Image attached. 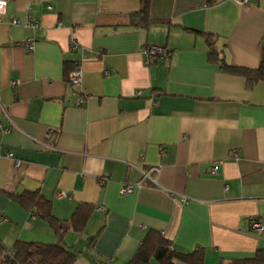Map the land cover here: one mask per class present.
Here are the masks:
<instances>
[{
	"label": "crops",
	"instance_id": "1",
	"mask_svg": "<svg viewBox=\"0 0 264 264\" xmlns=\"http://www.w3.org/2000/svg\"><path fill=\"white\" fill-rule=\"evenodd\" d=\"M140 6L7 0L0 21L4 248L58 240L13 197L38 191L64 226L72 264H127L149 230L173 250L201 248L204 264L264 249V234L251 227L256 219L264 224V81L249 88L244 76L223 71L201 33L216 36L226 63L256 68L264 0H150L152 21L134 26L129 16ZM28 15L39 29L26 25ZM31 38L34 49L25 52ZM148 44L170 46L169 62H147ZM76 63L82 78L72 86ZM124 182L134 187L120 194ZM59 190L68 197L57 199ZM79 204L93 210L76 231L69 219Z\"/></svg>",
	"mask_w": 264,
	"mask_h": 264
},
{
	"label": "trees",
	"instance_id": "2",
	"mask_svg": "<svg viewBox=\"0 0 264 264\" xmlns=\"http://www.w3.org/2000/svg\"><path fill=\"white\" fill-rule=\"evenodd\" d=\"M149 2L150 0H141L140 9L129 16L132 25L146 26L152 21L148 15ZM201 33L208 44L209 59L219 63L223 71L244 76L249 88L257 81H264V47L260 64L256 68L235 66L222 59V51L215 45V35ZM13 197L33 217L45 220L58 236V240L52 244L16 240L10 249L0 245V264H72L76 254L63 242L64 226L53 215L50 201L38 191H24L14 194ZM92 210L93 207L89 204H79L69 219L70 227L76 231L82 230ZM169 245V241L159 231L149 230L127 264H150L152 258L161 264H204L201 248L179 252L171 249ZM228 264H264V249H258L251 257L234 259Z\"/></svg>",
	"mask_w": 264,
	"mask_h": 264
},
{
	"label": "built area",
	"instance_id": "3",
	"mask_svg": "<svg viewBox=\"0 0 264 264\" xmlns=\"http://www.w3.org/2000/svg\"><path fill=\"white\" fill-rule=\"evenodd\" d=\"M235 2L240 5V6H248L252 4L253 0H235ZM7 4V0H0V21L2 20V15L5 11V7ZM13 24H17L18 21L16 19L12 20ZM26 25L39 29L40 24L36 20L32 19L29 15L27 16V21ZM34 42L35 38H31L27 40L26 42L23 43V49L25 52H32L34 49ZM69 46L71 49H75L78 44L74 39L70 40ZM143 54L146 58L147 62H152V61H158L162 60L163 62H169V59L172 55V49L168 45H158V44H148L147 46L144 47L143 49ZM82 78V69L79 63H76L72 69V71L69 74V82L72 86H78L80 85ZM77 105H82L83 100L78 99L76 101ZM142 175L144 178H149L152 182L156 183V178L149 176L148 172H142ZM106 177L100 178V183H103L105 181ZM133 184L129 182H124L121 187H120V194H126L130 192L133 189ZM55 197L57 199H62L68 197L67 193L64 190H59L56 192ZM99 210H102L101 207L98 208ZM251 227L253 230H255L258 234H264V224L256 219L251 221ZM99 264H106V262H101Z\"/></svg>",
	"mask_w": 264,
	"mask_h": 264
},
{
	"label": "water",
	"instance_id": "4",
	"mask_svg": "<svg viewBox=\"0 0 264 264\" xmlns=\"http://www.w3.org/2000/svg\"><path fill=\"white\" fill-rule=\"evenodd\" d=\"M262 47H264V41H263V43H262Z\"/></svg>",
	"mask_w": 264,
	"mask_h": 264
}]
</instances>
